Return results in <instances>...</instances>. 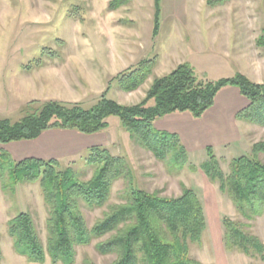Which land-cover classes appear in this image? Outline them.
Returning a JSON list of instances; mask_svg holds the SVG:
<instances>
[{
    "label": "rangeland",
    "instance_id": "1",
    "mask_svg": "<svg viewBox=\"0 0 264 264\" xmlns=\"http://www.w3.org/2000/svg\"><path fill=\"white\" fill-rule=\"evenodd\" d=\"M110 1L0 0V120L16 122L46 101L80 103L89 110L104 93L121 105H134L144 99L155 78L185 62L194 67L200 80L219 81L242 74L264 83V0H164L157 37H153L154 0H128L116 11L109 9ZM146 59L157 62L153 76L135 92L120 90L113 79ZM103 79L107 88L102 90L97 80ZM109 121L110 127L96 138L105 145L98 147L123 159L129 174L112 183L103 208H83L88 227L104 218L110 206L124 202L129 187L167 198L179 197L188 188L198 195L207 219L202 242L190 246L191 258L199 264H264L225 247L224 217L241 223L264 242V215L248 221L219 185L206 177L202 166L209 160L207 148L187 152L188 164L180 171L170 164L171 155L160 161L133 141L118 117ZM248 125L243 129L251 146L241 141L213 152L225 174L232 160L251 156L254 145L264 142V126ZM90 154L86 149L59 162L56 172L70 170L77 182L90 181L95 172L86 163ZM258 157L264 163V153ZM8 188L4 191L0 182L1 264H38L16 253L9 222L20 212L30 213L46 245L49 211L44 190L40 182ZM98 242L77 247L75 264H84L86 259L95 264L113 262V256L96 251ZM45 264L53 263L48 257Z\"/></svg>",
    "mask_w": 264,
    "mask_h": 264
},
{
    "label": "trees",
    "instance_id": "2",
    "mask_svg": "<svg viewBox=\"0 0 264 264\" xmlns=\"http://www.w3.org/2000/svg\"><path fill=\"white\" fill-rule=\"evenodd\" d=\"M163 1L154 0L153 37L159 35ZM127 3L128 0H111L109 9L116 11ZM156 65V60H142L113 80L120 90L135 92L153 76ZM227 87L238 88L248 101L238 118L264 126V83H255L242 74L219 81L200 80L194 67L185 62L169 74L155 78L144 99L134 105H121L104 93L89 110L80 103L46 101L36 112L16 122L0 120V146L35 140L53 129L94 135L110 127L111 117H118L133 141L160 161L171 155L170 164L181 171L188 164V157L180 137L153 129L154 122L175 113H190L200 119ZM90 152L86 163L95 168L94 175L90 181L79 183L70 170L56 172L58 160L29 158L15 162L0 148L3 190L7 192L9 185L40 182L49 211L46 245L30 213L20 212L9 222L16 253L38 264H45L48 257L53 264H75L77 247L90 246L97 240L96 251L115 258L109 264H199L191 258L190 246L202 242L207 219L204 206L192 189L184 188L179 197L167 198L129 187L124 202L110 206L104 218L88 227L83 208H103L109 201L112 183L127 179L129 174L125 172V161L111 156L107 149L96 146ZM252 152L251 156L232 160L230 172L225 174L213 150L208 148L209 160L202 166L206 177L219 185L220 192L232 200L248 221L264 215V163L258 157L264 153V142L255 144ZM222 223L227 250H238L264 261V242L228 217ZM3 258L0 247V264ZM84 264L95 263L86 259Z\"/></svg>",
    "mask_w": 264,
    "mask_h": 264
},
{
    "label": "crops",
    "instance_id": "3",
    "mask_svg": "<svg viewBox=\"0 0 264 264\" xmlns=\"http://www.w3.org/2000/svg\"><path fill=\"white\" fill-rule=\"evenodd\" d=\"M97 82L99 89L107 88L105 79ZM247 106L248 101L238 88L227 87L218 94L214 106L202 118L196 119L190 113H175L156 120L153 126L156 130L177 134L187 152L206 148L214 152L219 148L228 149L241 141L251 146L246 141V129H243L249 123L238 118V113ZM98 134L85 135L73 130L53 129L45 131L35 140L13 142L0 148L15 162L29 158L65 162L78 156L81 151L104 146L100 139H96Z\"/></svg>",
    "mask_w": 264,
    "mask_h": 264
}]
</instances>
